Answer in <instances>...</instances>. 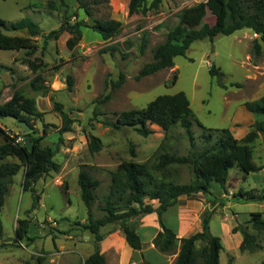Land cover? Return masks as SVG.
<instances>
[{
  "label": "rangeland",
  "instance_id": "rangeland-1",
  "mask_svg": "<svg viewBox=\"0 0 264 264\" xmlns=\"http://www.w3.org/2000/svg\"><path fill=\"white\" fill-rule=\"evenodd\" d=\"M206 1L163 0L158 9L132 15L130 0H0V19L9 24L31 19L42 31L35 37L38 51L31 56L26 50L0 49V105L18 92L34 98L38 111L44 116L42 119L32 117L30 123L37 130L36 136L43 135L45 129L48 131L42 146L55 150V161L60 164L58 172H51L38 181L36 189L41 194V202L35 210H32L33 194L23 191L24 171L13 178L0 211L3 227L0 264H84L95 251V241L86 229L89 220L79 185L81 170L89 171L101 181L93 212L94 218H102L106 214L102 207L109 193L112 173L122 163L147 164L160 180L189 183L194 178L193 166L172 165L160 171L155 167L161 155L193 157L226 135L223 129L232 133L239 121L249 115L247 104L264 95V42L251 29L196 41L186 55L175 58L174 67L139 78L142 69L155 62L157 47L166 42L169 32L179 24L181 11ZM85 6L92 16L86 13ZM101 19L120 21L121 32L111 40H104L93 29ZM78 22L84 24L83 36L74 49L67 45L72 37L67 31L58 39L49 40L44 48L45 37L51 32L64 23L74 25ZM204 23H215L211 12ZM4 33L30 36L27 30H4ZM256 40L263 47L258 65L253 62ZM31 63L37 67V72L33 71ZM212 67L221 69L224 78L213 77ZM69 78L73 80L72 85ZM33 84L42 85L48 92L35 90ZM180 92L189 98L195 117L201 123L193 126L194 147L180 125L165 132L160 126L150 124L152 134L148 137L140 135L134 127L117 129L113 126L122 112L146 108L158 96ZM53 98L73 120L71 131L60 132L62 118L54 108ZM0 125L12 135L22 132L4 119H0ZM210 133L213 141L207 144L204 135ZM90 135L101 139V151H90ZM3 142L0 136V144ZM252 150L248 166L257 172L235 166L230 171L227 190L214 185L211 195L199 193L180 197L162 216L165 225L181 238V234L189 237L201 231L205 214H210L211 232L220 237L225 246L221 264H261L264 260V230L254 229L249 224L254 212H261L264 219V135L252 145ZM6 161L19 159L9 157ZM219 191L226 197L217 198ZM251 197L256 199L246 200ZM145 202L155 208L160 205L159 201L149 198H145ZM180 215L183 229L179 232ZM24 219L30 220L28 234L22 241H16L18 221ZM129 223L142 235V250L147 251L155 236L151 228L156 224L161 226L159 215L136 216ZM237 226L256 235L263 249L255 253L242 252L243 235L233 233ZM102 233L105 237L112 233L125 237L120 223L107 225ZM177 244L179 248L180 241ZM204 247L205 243H198L197 264H203ZM156 253L148 252V256L154 264H161V256ZM159 253L167 264H174L176 254ZM122 254V247L120 252H110L105 264H120Z\"/></svg>",
  "mask_w": 264,
  "mask_h": 264
},
{
  "label": "trees",
  "instance_id": "trees-1",
  "mask_svg": "<svg viewBox=\"0 0 264 264\" xmlns=\"http://www.w3.org/2000/svg\"><path fill=\"white\" fill-rule=\"evenodd\" d=\"M163 0H130L129 11L132 15L146 13L151 9H158ZM85 11L92 16L90 9L85 6ZM208 12L215 17L214 24L204 23ZM179 24L169 32L165 43L155 50V62L147 64L141 71L139 78L157 73L163 69L172 68L175 65V58L186 55L193 43L199 40H213L219 35L229 36L243 29H251L255 34L261 36L264 42V0H207L194 6L185 8L179 14ZM83 23L70 25L64 23L60 29L51 32L45 37V46L51 39H58L65 31L72 34L67 41L69 48L74 49L82 39ZM93 29L99 33L104 40H111L118 35L122 29V23L114 19L97 20ZM4 30L21 31L27 30L30 36L8 35ZM42 34L38 23L31 19H24L17 23H8L0 19V49L1 50H26L29 56L38 51L35 37ZM262 45L255 41L254 53L256 59L254 65H258V60L262 56ZM111 51L114 49H105ZM33 71L37 72V67L30 64ZM210 74L219 79L225 74L221 69L212 67ZM70 85L73 84L72 78ZM175 77L174 82H176ZM226 88L225 85L222 84ZM37 91L48 89L42 85L33 84ZM54 100V98H53ZM54 108L62 118L61 133L69 132L72 129L73 120L63 110L60 103L55 102ZM247 110L253 114L261 116L253 125L251 131L243 138L237 139L227 129H223L224 136H220L216 141L201 153L193 157L176 156L169 153L162 154L159 164L155 167L158 170H165L172 165L193 166L194 178L185 184L172 181L160 180L147 164L135 162H124L112 173V182L109 193L104 198L102 211L106 214L102 218H94L93 205L97 198V190L101 181L96 179L89 171L81 170L79 175V185L84 203L88 209L89 223L86 229L94 236L95 251L85 260L84 264H105L106 257L100 251V243L105 235L102 228L109 224L120 223L128 245L141 251L143 242L141 236L134 229L129 220L140 215L157 213L159 215L162 230L158 233L153 243L160 252L165 254H177L180 241V251L174 264H197L199 242L205 243L202 251L203 264H221V252L225 249L220 237L211 232V216L206 213L203 218L202 230L189 236L178 238L177 232L165 225L162 216L167 210L174 206L178 199L183 196L191 197L202 193L211 195L214 185L222 190H227L229 184L230 171L235 166L247 167L250 172H257L255 168H249L252 161V145L264 135V95L257 101L247 104ZM6 116L17 117L26 121L34 130L32 133L23 132L12 135L0 125V136L4 142L0 144V211L6 202L7 194L10 192L13 178L22 170L24 180L23 191L31 192L34 197L32 210L40 206L41 194L36 189L39 180L51 172H58L60 164L55 161L56 151L51 147H43L42 140L48 134L45 129L44 134L36 136L37 130L30 123V118L42 119L44 113L38 111L34 98H28L21 93H16L11 100L0 105V119ZM194 123H201L195 117L191 108L189 98L185 93L180 92L175 95H161L152 101L146 108L135 109L122 112L113 126L117 129L122 127H134L137 132L148 137L152 134L150 124L160 126L165 132L180 125L189 135L192 146L195 145L193 133ZM212 131L214 129H211ZM89 149L92 153L102 150L103 143L100 138L90 135ZM207 144L213 141V135H204ZM33 144L31 151L27 144ZM9 157H17L19 161H6ZM145 198L159 201L160 205L155 208L152 204H147ZM263 198V197H262ZM255 197L247 198L253 200ZM254 229L264 230V219L261 212L252 213L249 221ZM30 220H19L16 227V241H22L28 234ZM0 232H3L0 222ZM241 232L243 241L240 245L242 252L255 253L263 249L256 235L249 233L244 227L233 228V233ZM142 264H149L145 261ZM264 264V260L261 262Z\"/></svg>",
  "mask_w": 264,
  "mask_h": 264
},
{
  "label": "crops",
  "instance_id": "crops-1",
  "mask_svg": "<svg viewBox=\"0 0 264 264\" xmlns=\"http://www.w3.org/2000/svg\"><path fill=\"white\" fill-rule=\"evenodd\" d=\"M260 118H261L260 115L253 114V113L249 112V115H247L245 118H243L241 121H239L238 126L232 131L234 137L237 139H243L251 131L252 125ZM262 137H263V135L259 139H262ZM224 196L226 197L225 193L222 191H219L216 193V197L219 199L225 198ZM177 223L179 225L178 229L180 232L183 229L182 215L179 216V220ZM161 230H162V228L159 224H156L155 227L151 228L150 231L155 233V236L153 237V239H155L157 237L158 233ZM137 232L142 238V235L139 233V231H137ZM179 237L183 238V237H187V236L181 234V235H179ZM142 241H143V239H142ZM125 243H127L125 237L119 236L118 233L109 234L104 238V240L101 242L100 247H101V253L106 257L107 262H108V254L110 252H113V251L120 252V248L122 247L123 248V254L121 255V258H120V264H127V263L129 264L131 262L134 264H139V263H144L145 261L154 264L153 261L151 260V258H149L148 252H154V253L158 252L156 254H158V255L160 254L159 256H161L160 257L161 264H167L165 262V259L163 258V255H161V253H159V251L157 250V248L155 247L153 242H152V246L149 247V249H147V251H145L144 249L142 251H136V250L132 249L129 245L125 246ZM179 251H180V247L177 250V254H176L177 256H178Z\"/></svg>",
  "mask_w": 264,
  "mask_h": 264
},
{
  "label": "water",
  "instance_id": "water-1",
  "mask_svg": "<svg viewBox=\"0 0 264 264\" xmlns=\"http://www.w3.org/2000/svg\"><path fill=\"white\" fill-rule=\"evenodd\" d=\"M5 122H9L12 125L18 127L23 134H29L33 132V128L31 126H29V124L26 121L23 120H19L17 117H13V116H6L4 118ZM28 148L33 151V144L32 143H28L27 144Z\"/></svg>",
  "mask_w": 264,
  "mask_h": 264
}]
</instances>
